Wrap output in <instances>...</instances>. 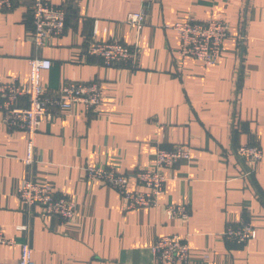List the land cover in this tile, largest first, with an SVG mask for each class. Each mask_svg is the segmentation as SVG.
Wrapping results in <instances>:
<instances>
[{
    "label": "crops",
    "instance_id": "crops-1",
    "mask_svg": "<svg viewBox=\"0 0 264 264\" xmlns=\"http://www.w3.org/2000/svg\"><path fill=\"white\" fill-rule=\"evenodd\" d=\"M47 1L65 7V27L37 50L30 38L33 0L0 9V80L25 85L36 54L51 60L41 74L47 90L98 82L102 102L93 111L78 102L54 110L40 125L29 166L26 131L9 129L0 112V228L15 241L0 243V261L16 262L27 242L35 264H162L151 246L176 233L186 238L192 260L264 264V158L247 165L236 154L246 143L264 154V0ZM133 11L144 12L140 30L125 21ZM189 16L227 21L215 63L177 56L173 25ZM92 40L135 46L137 59L107 67L87 54ZM174 144L188 145L190 157L163 169L167 180L155 207L126 209L116 190L84 174L87 164L133 174L154 166L157 147ZM28 176L73 201V217L27 208L16 190ZM171 203L188 206L187 222L167 217ZM242 217L252 223L250 240L225 241L222 232Z\"/></svg>",
    "mask_w": 264,
    "mask_h": 264
},
{
    "label": "built area",
    "instance_id": "built-area-1",
    "mask_svg": "<svg viewBox=\"0 0 264 264\" xmlns=\"http://www.w3.org/2000/svg\"><path fill=\"white\" fill-rule=\"evenodd\" d=\"M12 0H0V9H10ZM33 29L31 41L37 50L47 42L62 34L65 27L66 9L47 0H33L31 6ZM136 30L145 22L143 11L129 12L125 20ZM179 38L177 56L193 57L205 64H213L221 55L222 45L228 36V23L223 18L199 19L189 16L173 25ZM87 54L95 56L107 67L133 64L138 55L135 46L118 40L99 42L92 40L87 45ZM29 75L25 85L16 78L0 80V112L2 120L9 129L24 130L27 133L26 155L24 162H33L35 137L44 120H50L54 110H67L73 103H81L86 110H95L102 102L101 84L98 82L68 81L58 88L47 90L41 83V74L51 66L49 58L36 54L28 59ZM237 156L247 165L264 158L261 148L256 144H240ZM190 157V147L174 144L169 148L157 147L153 167L137 170L126 175L116 170L112 164H87L84 174L87 179L96 180L116 190L122 197L126 209L155 207L167 180L164 168L173 167L178 161ZM244 176L250 174L245 170ZM129 177L135 184L129 183ZM19 200L27 207L39 206L45 214H52L62 220L73 217L75 204L65 194L57 195L54 188L45 182H35L27 177L16 190ZM168 218H178L187 222L190 216L186 204H166ZM24 229L25 226H18ZM252 223L242 217L238 222L229 224L222 232L225 241L243 244L250 240ZM0 243L13 244L14 240L5 238L0 228ZM155 261L162 264H210L207 258L192 260L186 238L174 233L159 236L151 246ZM0 264H35L31 248L27 242L20 243V256L16 262Z\"/></svg>",
    "mask_w": 264,
    "mask_h": 264
}]
</instances>
